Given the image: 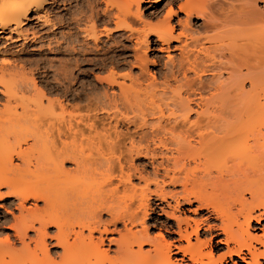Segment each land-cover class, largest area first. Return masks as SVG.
Instances as JSON below:
<instances>
[{
    "label": "bare ground",
    "instance_id": "bare-ground-1",
    "mask_svg": "<svg viewBox=\"0 0 264 264\" xmlns=\"http://www.w3.org/2000/svg\"><path fill=\"white\" fill-rule=\"evenodd\" d=\"M67 2L0 0V41L64 58L0 60V264H264V0L89 7L85 42Z\"/></svg>",
    "mask_w": 264,
    "mask_h": 264
},
{
    "label": "rangeland",
    "instance_id": "rangeland-1",
    "mask_svg": "<svg viewBox=\"0 0 264 264\" xmlns=\"http://www.w3.org/2000/svg\"><path fill=\"white\" fill-rule=\"evenodd\" d=\"M62 1V0H61ZM67 7H65L63 9V7H59V9H56L54 11V14H51V19H56V18H60L61 16H63L65 19H67V26H63L62 28H59V32L61 31L62 33H65V34H76L77 33V37H78V40L80 42H85V40L81 37L82 35L78 33V31L76 30V26L75 24L70 21V18L72 16L75 15V13L77 14V12H85L84 15L85 16H89V7H93L94 9H96L95 11H97L98 13H100V11L102 12V10H105V8L108 10V11H111L113 14H117L119 8H120V11L122 9L123 11V7L125 8V6L128 4V0H111L112 1V4L111 5H108V6H105L106 4L99 1V0H67ZM99 1V2H98ZM152 0H150V2L146 3V4H142L141 5V10H142V14L145 15H152V16H155L157 15V18L154 19V23L156 21L159 22L160 19L163 18L164 16V11L166 10L165 7H163L165 4H164V1L166 0H160L159 2L157 3H152L151 2ZM180 3L182 2L180 0H178ZM96 2V3H95ZM114 2V3H113ZM125 3H127L125 5ZM91 4V5H90ZM110 4V3H109ZM117 6H115V5ZM119 6V8H118ZM123 6V7H122ZM47 8V7H46ZM118 9V10H117ZM161 9V10H159ZM164 9V10H163ZM63 10V11H62ZM155 11H158V12H155ZM111 13V14H112ZM156 13V14H155ZM161 13V14H160ZM160 15V16H159ZM159 16V17H158ZM183 16L182 15H179L178 16V19H182ZM176 20V19H175ZM173 20L171 21V24L175 25L176 21ZM106 19H103V18H99L98 22H97V32L99 33V31H102V29L104 28H108V29H113L114 27V24H113V19H110V21H108ZM161 21V20H160ZM103 22V23H102ZM200 22V23H199ZM157 23V22H156ZM201 24V21H198L197 25ZM82 25V24H81ZM192 25V24H191ZM83 28V26H82ZM176 28H178L176 26ZM73 29V30H72ZM71 30V31H70ZM57 31V32H58ZM179 30H177L178 32ZM71 32V33H70ZM75 32V33H74ZM176 32V33H177ZM100 40H101V44L103 46H111L109 45L108 41L106 38L104 37H100ZM4 42L3 41H0V50L4 51V49L6 50V54H0V60L1 61H5V59L9 62H11V64H13L12 66H21L23 64H26V65H23L24 66V72L23 73H27L28 71H33L36 70L39 72H42V68L43 67H46L48 65H51L53 67H57L58 64L63 61V57L61 56H57L55 54H52L50 55L47 51H41L39 48L40 46L38 45H31V44H28V45H23L22 43H19V44H16L14 46H11V45H7V44H3ZM108 44V45H105V44ZM4 45V46H3ZM24 47L22 51H18L20 50L19 48L21 47ZM46 44H44V47H45ZM8 46V47H7ZM17 46V47H16ZM18 48V49H16ZM17 50V51H16ZM117 51V49H115ZM114 50V51H115ZM120 49H118L119 51ZM115 51V52H116ZM10 52V53H9ZM173 54V53H172ZM171 54V55H172ZM173 55H177V53H174ZM172 55V56H173ZM161 56V55H160ZM164 55H162L163 57ZM86 58H90L89 56H85ZM151 58V56H150ZM18 60V61H17ZM22 61V62H21ZM27 62V63H26ZM47 62V63H46ZM1 63V62H0ZM51 63V64H50ZM48 64V65H46ZM38 66V67H37ZM36 68V69H35ZM84 69H87V68H84ZM155 68H152L150 67L149 68V71L150 73L152 72H155ZM22 73V72H20ZM93 73H97V72H93ZM51 74V73H50ZM0 77H1V74H0ZM92 79V78H91ZM1 109V107H0ZM17 163V162H16ZM14 214L16 215L17 212L14 211ZM188 216L190 217H194V218H198V217H195L193 215H189L187 214ZM264 227V222L261 224V226H258L256 225L255 223H252V230L251 232L253 233H261L260 232V228L261 227ZM254 230V231H253ZM156 234V231H153L151 232V236H154ZM113 238L117 237V236H112ZM1 239V238H0ZM116 239V238H115ZM16 247H18V245H16ZM112 250L114 249V247L112 246L111 248ZM222 251H220L219 253H222Z\"/></svg>",
    "mask_w": 264,
    "mask_h": 264
}]
</instances>
